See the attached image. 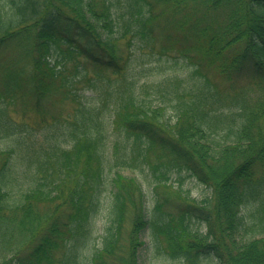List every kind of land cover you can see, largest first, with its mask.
Returning <instances> with one entry per match:
<instances>
[{
  "label": "trees",
  "instance_id": "1",
  "mask_svg": "<svg viewBox=\"0 0 264 264\" xmlns=\"http://www.w3.org/2000/svg\"><path fill=\"white\" fill-rule=\"evenodd\" d=\"M124 39L131 49L159 43V57L178 51L196 63L191 77L140 82ZM243 75L253 87L235 85ZM80 80L101 84L90 94ZM49 112L52 121L39 120ZM113 130L133 139L134 159L156 158V190L186 170L213 195L157 191L149 209L141 183L116 171L109 223L89 264H139L146 232L156 254L182 264H264V0L0 8V264H83L107 172L127 164Z\"/></svg>",
  "mask_w": 264,
  "mask_h": 264
},
{
  "label": "rangeland",
  "instance_id": "2",
  "mask_svg": "<svg viewBox=\"0 0 264 264\" xmlns=\"http://www.w3.org/2000/svg\"><path fill=\"white\" fill-rule=\"evenodd\" d=\"M11 3V0H0V8L6 7ZM123 51L125 56L131 54V63L135 70V77L142 82L145 77L147 78H155L157 76L162 75H178L183 77L184 79H189L191 73L195 67L194 62L188 60L186 57L182 56L178 51H172L169 54H163L164 56L159 57V43L156 44L154 47L145 46L143 44L132 45L131 47L127 44V39L122 41ZM80 64H83L81 62ZM147 67L146 73H142L139 71L141 67ZM151 68V69H149ZM89 74L88 76L91 77L94 75L93 71L94 68L89 66ZM146 75V76H145ZM222 84H229L232 80L227 79H219ZM235 85L241 86H250L253 87L254 79L249 76H241L236 77ZM101 82H97L96 85L99 86ZM78 87L85 89L86 91H90V94L95 93V89L97 88L96 85L92 88L91 84L86 80H80L77 84ZM64 110L62 111V115L67 116L68 111L72 108V103H66L64 106ZM52 114L53 112H49L46 117L39 116V120L47 119V121H52ZM14 115L18 119H24L28 121H33L31 118V112L28 111L26 115L22 113V111L18 110L14 112ZM119 137V154L124 153V158L127 160V164L123 165L122 167L118 166L112 170H108L107 172V188L103 192V204L98 211L97 215L95 216V232L94 236L95 239L92 241H88L86 246L82 247V258L83 264H89L91 262L92 254L95 252V249L99 246V238L101 231L104 230V227L109 223V213L108 207L112 201V178L115 175V172L120 170L125 175H130L136 178V180L141 183L145 195H146V202L147 206L150 209L155 204V200L157 197V191L160 193H167L169 196L174 199L178 198V194L176 189L181 187L185 193H188L190 196L195 197L198 201H202L205 198L212 197L213 189L208 187L202 183H200L195 177H190L188 175L189 172L186 170L182 171H173L170 173L172 178L171 184L161 185L157 190L155 189L154 184L156 183V177L154 175L152 167L156 165L157 160L154 156L149 158L150 162L144 161L142 156H138L137 158H133V139L125 140L124 137L115 130L111 132V139H116ZM108 154L111 160L115 158L116 155V148L112 144L110 148H108ZM156 172V171H155ZM180 180L183 182L182 185L180 184ZM164 191V192H163ZM130 230L129 219L125 221L121 242L126 243L128 238L126 234ZM143 239L145 240V244L140 247L139 249V264H182L177 259H171L166 257L162 254L155 253V245L150 241L149 235L146 232L143 235ZM125 250L127 251V245ZM124 250V252H125Z\"/></svg>",
  "mask_w": 264,
  "mask_h": 264
}]
</instances>
